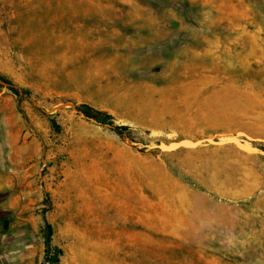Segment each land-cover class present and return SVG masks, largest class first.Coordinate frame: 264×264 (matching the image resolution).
Segmentation results:
<instances>
[{
	"label": "rangeland",
	"instance_id": "1",
	"mask_svg": "<svg viewBox=\"0 0 264 264\" xmlns=\"http://www.w3.org/2000/svg\"><path fill=\"white\" fill-rule=\"evenodd\" d=\"M0 75V264H264V0H0Z\"/></svg>",
	"mask_w": 264,
	"mask_h": 264
},
{
	"label": "trees",
	"instance_id": "2",
	"mask_svg": "<svg viewBox=\"0 0 264 264\" xmlns=\"http://www.w3.org/2000/svg\"><path fill=\"white\" fill-rule=\"evenodd\" d=\"M0 79L8 83V89L17 96L18 103L25 99V90L19 86H16L4 76L0 75ZM51 123L56 130H59V125L55 119H51ZM117 129H126L127 126H115ZM54 228L51 223L45 220L44 222V264H58L59 258L63 254V250L52 244V236Z\"/></svg>",
	"mask_w": 264,
	"mask_h": 264
}]
</instances>
